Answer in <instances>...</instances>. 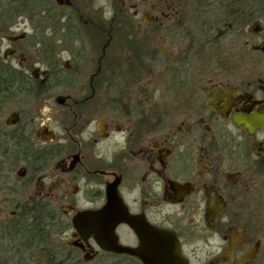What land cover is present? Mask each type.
I'll return each mask as SVG.
<instances>
[{
	"label": "flooded vegetation",
	"instance_id": "flooded-vegetation-1",
	"mask_svg": "<svg viewBox=\"0 0 264 264\" xmlns=\"http://www.w3.org/2000/svg\"><path fill=\"white\" fill-rule=\"evenodd\" d=\"M38 1L0 0V264H143L155 230L264 264V0Z\"/></svg>",
	"mask_w": 264,
	"mask_h": 264
},
{
	"label": "water",
	"instance_id": "water-1",
	"mask_svg": "<svg viewBox=\"0 0 264 264\" xmlns=\"http://www.w3.org/2000/svg\"><path fill=\"white\" fill-rule=\"evenodd\" d=\"M257 127L264 128V123H258ZM248 129H250L249 126ZM102 214L105 215L106 210ZM122 221L128 224L131 223V220L127 219V217L122 218ZM135 230L140 237L138 230ZM153 232L150 237H140L141 246L139 249L118 246V251L136 256L143 264H187L186 260L181 256L173 237H168L156 230Z\"/></svg>",
	"mask_w": 264,
	"mask_h": 264
},
{
	"label": "rangeland",
	"instance_id": "rangeland-1",
	"mask_svg": "<svg viewBox=\"0 0 264 264\" xmlns=\"http://www.w3.org/2000/svg\"><path fill=\"white\" fill-rule=\"evenodd\" d=\"M96 1H97V4H101V3L106 2V1L107 2L108 1L111 2V0H96ZM122 1H126L127 2V5L134 4L136 2V0H122ZM1 6H3V5L0 4V7ZM24 19H25V17H24ZM18 22L21 23L19 25V28L20 29H23L24 27L26 29H30L31 28L28 25V23H30L29 20H23V22H21V20H18ZM24 24H25V26H23ZM18 34H20V31H18V30L14 31L11 26H8V24H4V23L2 24L1 23V25H0V41H2L0 43L1 49L4 51L7 48H9L8 46H10L12 44L10 40L13 38V36H16ZM151 40H152V38H151ZM18 44H21V43H18ZM153 44H155V43L151 41L150 42V45H153Z\"/></svg>",
	"mask_w": 264,
	"mask_h": 264
},
{
	"label": "trees",
	"instance_id": "trees-1",
	"mask_svg": "<svg viewBox=\"0 0 264 264\" xmlns=\"http://www.w3.org/2000/svg\"><path fill=\"white\" fill-rule=\"evenodd\" d=\"M31 5L33 6V11L38 10L39 7H40V3H39L38 0H32V4H31ZM23 12H24V11H23ZM20 13H22V12H20ZM20 13H19V14H20Z\"/></svg>",
	"mask_w": 264,
	"mask_h": 264
}]
</instances>
